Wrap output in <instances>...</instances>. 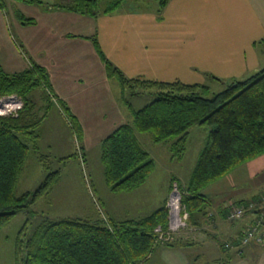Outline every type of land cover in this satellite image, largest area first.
Wrapping results in <instances>:
<instances>
[{"label":"crops","instance_id":"obj_1","mask_svg":"<svg viewBox=\"0 0 264 264\" xmlns=\"http://www.w3.org/2000/svg\"><path fill=\"white\" fill-rule=\"evenodd\" d=\"M112 1L99 0L98 15L88 16L60 7L65 0H0V66L8 74L24 72L32 63L46 69L54 94L82 125L87 164L92 148L101 146L119 126L132 123L121 86L108 77L93 37L130 79L211 88L246 79L264 68V0H169L161 14L159 3L123 0L106 14ZM20 15L34 23L23 24ZM161 144L171 152V142ZM38 146L36 152L41 150ZM25 173H32L28 163ZM167 176L158 201L154 192L145 191L148 183L121 195L91 178L100 204L93 202V211L84 210L78 218L101 220L99 206L116 221L145 218L166 206L173 179L181 183L174 170ZM202 194L208 208L189 219V228L176 233L174 240L158 244L142 264H264V243H237L258 216L264 217V155L237 167ZM244 200H257L253 202L259 206L240 220H228L230 206ZM226 243L233 247L223 248Z\"/></svg>","mask_w":264,"mask_h":264},{"label":"trees","instance_id":"obj_2","mask_svg":"<svg viewBox=\"0 0 264 264\" xmlns=\"http://www.w3.org/2000/svg\"><path fill=\"white\" fill-rule=\"evenodd\" d=\"M70 1L71 4L60 7L88 16L99 13V0ZM122 1L113 0L104 12H114ZM168 2L160 0L159 14ZM20 18L23 24L34 23L33 19L21 15ZM92 42L108 77L119 82L122 100L132 115L131 124L119 126L101 143L105 181L113 193L136 190L156 168L155 161L139 143L136 132L151 133L156 144L171 142L172 159L181 161L187 151L190 129L197 125L209 127L189 182L181 185L176 179L172 180V184L176 181L179 185L182 204L190 220L208 208L209 201L202 194L206 187L264 155V68L246 79L230 80L223 91L214 93L203 84L130 79L106 57L96 37ZM39 88H43L49 102L44 115L55 106L54 96L72 130L80 141L83 140L81 123L54 94L45 68L32 63L24 72L8 74L0 66V97L17 95L24 103L19 117L0 116V231L22 211L37 215L35 204L61 181V170H52L50 157L40 156L39 161L47 172L44 181L35 192L22 193L20 190L31 150H38L41 137L39 128L43 117L37 116L32 98ZM152 92L156 98L139 110L128 98ZM76 157L75 153L59 162L66 163ZM253 201L257 200L236 204L246 206ZM28 224L27 220L16 240L17 264H139L157 246L156 227L168 228L169 214L164 205L145 218L109 219L107 223L83 218H47L35 226L31 234ZM223 248L227 249L225 244Z\"/></svg>","mask_w":264,"mask_h":264},{"label":"rangeland","instance_id":"obj_3","mask_svg":"<svg viewBox=\"0 0 264 264\" xmlns=\"http://www.w3.org/2000/svg\"><path fill=\"white\" fill-rule=\"evenodd\" d=\"M66 5L71 4V1L65 0ZM135 4V2H133ZM160 3V0H149V6H155ZM143 5V4H142ZM226 85H212V92L218 93L225 89ZM45 95V97H44ZM129 95V92L127 93ZM33 101L36 103V113L38 117H43L39 132L41 134L39 152L31 150V157L28 163V169L32 171L30 174H23L21 182V192H35L45 179L47 172L43 164L39 161V157H50L49 164L52 170H61V181L53 189L52 193L41 198L34 209L37 215L31 216L27 212L22 211L16 215L9 226L0 231V264H17L15 259V244L21 228L28 220V233L31 234L35 226L44 219H76L82 216L85 210L87 213L93 211V204L99 203L95 196L91 178L106 188L107 184L104 176V166L101 161V146H96L88 152V164L85 161L84 141H80L77 135L71 128V125L65 120L64 114L57 106L59 103L53 96L55 110H52L46 117L45 109L49 102L46 99V94L43 88L37 89L32 95ZM133 106L139 110L152 102L156 95L146 93L144 95L128 97ZM53 107V108H54ZM58 109L60 113L56 110ZM65 117V118H64ZM44 121V122H43ZM131 122V121H130ZM70 127V128H69ZM191 136L188 139L187 153L180 163L172 160L171 152L166 144H156L151 133H138L142 147L150 154V157L155 161V172L148 178L150 182H145V191H152L156 195L157 201L164 194L166 185L168 184V171L174 170L181 180V185L187 184L191 174L196 166L200 152L204 147V138L208 135L209 127L194 126L191 130ZM73 136V137H72ZM74 140V147H73ZM38 144V145H39ZM73 150L77 155L76 158H71L66 163H60L59 159L70 157ZM50 154V156H49ZM173 161V162H171ZM27 166V165H26ZM26 171V169H25ZM30 175V176H29ZM30 177V179L28 178ZM172 187V186H171ZM109 188V187H107ZM106 188V189H107ZM117 194V193H116ZM122 195V194H121ZM117 203V207H122L121 198ZM122 197V196H121ZM169 200V199H168ZM264 197L262 198V202ZM94 202V203H93ZM100 204V203H99ZM167 204V203H166ZM264 205V203H263ZM101 220L105 223L109 222L108 216L100 206L98 207ZM161 226V225H158ZM163 227V226H161ZM164 228V227H163ZM165 229V228H164ZM144 262V261H143ZM140 262L139 264H142Z\"/></svg>","mask_w":264,"mask_h":264},{"label":"built area","instance_id":"obj_4","mask_svg":"<svg viewBox=\"0 0 264 264\" xmlns=\"http://www.w3.org/2000/svg\"><path fill=\"white\" fill-rule=\"evenodd\" d=\"M23 107V100L17 95L0 97V116L17 118ZM261 203L263 204L264 201H261ZM258 206L259 204H256L255 202L249 203L246 206L233 203L229 208L227 218L230 221L240 220L244 218L247 213L255 210ZM166 207L169 214L168 228L164 229L161 226L156 227V245L169 243L175 239L176 233L189 228L190 216L186 207L182 204V193L176 181L172 184ZM263 218L262 215L258 216L256 221L242 232L239 239L240 246H247L254 241L260 244L264 243V232L262 231ZM225 247L232 248L233 246L230 243H226Z\"/></svg>","mask_w":264,"mask_h":264}]
</instances>
